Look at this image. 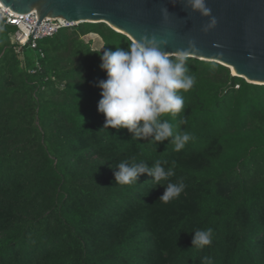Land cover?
Listing matches in <instances>:
<instances>
[{"label": "trees", "instance_id": "1", "mask_svg": "<svg viewBox=\"0 0 264 264\" xmlns=\"http://www.w3.org/2000/svg\"><path fill=\"white\" fill-rule=\"evenodd\" d=\"M15 30L0 19V264H264V84L187 56L195 84L181 90V113L160 117L193 137L177 152L171 138L105 128L98 112L101 55L128 36L80 22L39 38L29 57ZM121 162L174 175L118 185ZM181 180L179 197L161 202ZM209 228L212 243L192 247Z\"/></svg>", "mask_w": 264, "mask_h": 264}, {"label": "water", "instance_id": "2", "mask_svg": "<svg viewBox=\"0 0 264 264\" xmlns=\"http://www.w3.org/2000/svg\"><path fill=\"white\" fill-rule=\"evenodd\" d=\"M25 14L36 9L39 19L62 17L73 22H103L131 40L148 34L169 55L217 62L254 84H264V0H206L217 19L204 32L209 18L190 8L188 0H0ZM162 9H167L165 20ZM22 51V49H20Z\"/></svg>", "mask_w": 264, "mask_h": 264}, {"label": "clouds", "instance_id": "3", "mask_svg": "<svg viewBox=\"0 0 264 264\" xmlns=\"http://www.w3.org/2000/svg\"><path fill=\"white\" fill-rule=\"evenodd\" d=\"M190 8L208 17L204 32L213 29L217 19L206 5V0H188ZM167 20V9H162ZM166 40H158L153 34H145L139 39L131 40L126 49L117 47L115 51L105 50L101 55L100 68L106 72L107 78L98 83L101 99L98 102V112L105 116V128H126L134 133V139L147 138L154 134V141H164L171 138L174 151H181L193 138L188 132H175L173 125L167 120L162 121V114L173 116L181 113L184 108V98L181 90L187 92L195 84V77L189 75L187 56L169 55L160 50V44ZM185 121L181 120V123ZM119 171L115 172L118 185L133 184L138 175L147 173L159 184L174 175V170L160 166L157 162L152 168L145 164L129 167L121 162ZM183 181L167 183L161 202H169L184 191ZM211 228L194 231L192 247L203 248L212 243ZM201 264H213L210 257H203Z\"/></svg>", "mask_w": 264, "mask_h": 264}, {"label": "built area", "instance_id": "4", "mask_svg": "<svg viewBox=\"0 0 264 264\" xmlns=\"http://www.w3.org/2000/svg\"><path fill=\"white\" fill-rule=\"evenodd\" d=\"M0 19L15 26L16 30L11 35V42L15 45L17 52H22L20 49L25 46L35 48L39 38L52 36L62 28H71L77 24V22L67 21L62 17L45 16L39 19L36 9L22 14L11 10L1 3Z\"/></svg>", "mask_w": 264, "mask_h": 264}, {"label": "rangeland", "instance_id": "5", "mask_svg": "<svg viewBox=\"0 0 264 264\" xmlns=\"http://www.w3.org/2000/svg\"><path fill=\"white\" fill-rule=\"evenodd\" d=\"M83 39H84V41H90V46L92 48H94V49H102V40L97 34L88 33L85 36H83ZM23 55L30 57V56L33 55V51L30 48L26 47L25 50H24ZM23 55H21V56L23 57Z\"/></svg>", "mask_w": 264, "mask_h": 264}]
</instances>
